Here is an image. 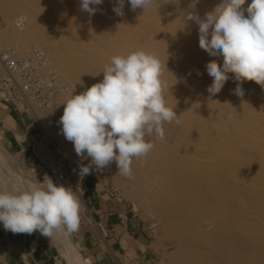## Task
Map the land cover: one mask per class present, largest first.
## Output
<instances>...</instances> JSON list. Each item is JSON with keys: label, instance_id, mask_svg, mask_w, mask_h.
Returning a JSON list of instances; mask_svg holds the SVG:
<instances>
[{"label": "bare ground", "instance_id": "6f19581e", "mask_svg": "<svg viewBox=\"0 0 264 264\" xmlns=\"http://www.w3.org/2000/svg\"><path fill=\"white\" fill-rule=\"evenodd\" d=\"M220 2L154 0L144 11H133L125 0L124 15L118 16L117 0H103L91 15L81 10L80 0H0L8 26L0 31V51L29 57L37 47L46 53L58 71L60 92L50 112H34L43 113V127L52 123L66 155L83 165L90 158L77 156L57 124L66 98L102 81L113 56L144 50L159 59L163 97L179 122L163 124L164 139L147 138L154 147L133 160L131 178L119 174L115 162L92 171L159 221L162 234L154 246L169 264H264V87L245 81L243 95H237L229 74L210 97L206 64H222V57L199 47L198 25L185 19L189 12L203 18ZM20 16L26 17L22 29L16 24ZM0 181L10 188L35 183L1 141ZM53 238L73 264H90L68 234L57 231Z\"/></svg>", "mask_w": 264, "mask_h": 264}, {"label": "clouds", "instance_id": "9594fccd", "mask_svg": "<svg viewBox=\"0 0 264 264\" xmlns=\"http://www.w3.org/2000/svg\"><path fill=\"white\" fill-rule=\"evenodd\" d=\"M153 2L128 0L133 11H144ZM102 3L80 0V7L91 15L97 10L94 6ZM124 3L117 0L113 8L118 16L124 15ZM185 19L198 25L199 47L211 57H222V64L215 59L206 64L212 78L207 88L210 97L223 89L229 74L237 83V95H243L245 81L264 87V0H221L203 18L189 12ZM25 20L18 17L17 27L22 29ZM102 73V81L66 98L59 120L61 131L78 157L90 158L88 165L79 168L81 178L112 162L119 174L131 178L133 160L154 147L147 138L155 134L164 139L163 124L179 122L178 116L166 106L161 64L153 54L138 50L113 56ZM45 178L46 183L43 180L11 191L0 190V223L6 231H39L51 239L57 231L67 235L78 230L79 197L71 187Z\"/></svg>", "mask_w": 264, "mask_h": 264}, {"label": "crops", "instance_id": "0c3cea01", "mask_svg": "<svg viewBox=\"0 0 264 264\" xmlns=\"http://www.w3.org/2000/svg\"><path fill=\"white\" fill-rule=\"evenodd\" d=\"M30 116L12 108L0 95V129L3 142L9 150L21 154L27 150L29 153L30 139L38 134ZM76 183L92 216L91 219L93 218L88 224L86 220H82L86 229H79L76 233L84 238L85 233H94L96 229L108 242L93 250L98 263L148 264L149 235L144 226L132 220L129 214L125 215L126 211L122 209L121 203L93 190L89 191V187H83L81 182ZM59 251L54 243L44 239L37 232L13 234L6 231L0 223V264H65L62 252Z\"/></svg>", "mask_w": 264, "mask_h": 264}, {"label": "built area", "instance_id": "2783aa9c", "mask_svg": "<svg viewBox=\"0 0 264 264\" xmlns=\"http://www.w3.org/2000/svg\"><path fill=\"white\" fill-rule=\"evenodd\" d=\"M13 53L8 49L0 51L1 97L12 108L27 115H33L35 109L50 112L49 108L60 92L56 84L58 71L49 66L46 53L37 47H33L29 57H18ZM55 138L56 135L33 136L29 158L37 164L45 182V176H48L57 185L71 187L77 194V183L68 170Z\"/></svg>", "mask_w": 264, "mask_h": 264}, {"label": "rangeland", "instance_id": "374dc122", "mask_svg": "<svg viewBox=\"0 0 264 264\" xmlns=\"http://www.w3.org/2000/svg\"><path fill=\"white\" fill-rule=\"evenodd\" d=\"M7 27H8L7 23L5 22L2 14L0 13V31L1 30L4 31L5 29H7ZM0 44L2 45L5 43L1 41ZM34 113L35 112H32L33 115L30 116V119L33 120L34 127H35V129L38 130L37 135L40 134V135H46L47 136V134H49V136H47V137L55 136L54 135L55 130L52 129V127H53L52 123H50L51 128L48 130L43 127L44 122H47L43 118V117H45L43 115V113L42 112H36L35 114ZM2 137H3V134H2V131L0 129V141H1V143L3 144L5 150L7 151V154H10L14 158L16 164L20 167L21 171L24 172L25 177L34 181L35 183H37L38 181L43 182V176L39 170V167L37 166V164H35L32 161L31 158H29L30 152L28 153L26 150V152L24 154H21V153H18L17 151L9 150L5 146ZM55 141H56V144H57L58 148L60 149V151L63 155V158L65 159V162L68 166L69 172L73 174L72 176H74V179L76 180V182H78V184L81 182L83 187H87V186L89 187V191L93 190L97 194L106 195V196L110 197L111 199L115 200L116 202L121 203L122 209L124 211H126L125 215L129 214V217H131L132 220H135V222H138V224L140 226H144L146 233L149 235V237H148V241H149L148 242V245H149L148 250H149V254H150V256H149L150 262H148V264H169L167 257H165L162 253H159V251L154 246L157 243L159 236L162 234V231H161L160 225H159L160 224L159 221L156 220V218H153V216H151L138 202L133 201V200L125 197L123 195L122 188L116 186L113 183H107L106 181H104L102 179V176L99 173L92 171L91 174L86 175L83 178H81L79 175V168L83 164L80 163L76 159L69 158L66 155L65 150L61 145V138L60 137L57 138V136H56ZM26 144H24V145H26ZM6 181L8 183H10L12 181L15 182V180H11V179L9 181L8 180H6ZM1 182L2 181H0V189L1 190H8V191L12 190L13 187L10 188V184L4 183V182L1 184ZM80 187H81V185H80ZM77 196L79 197L80 203H81V209H80V220H81V222H79L78 230L79 229L84 230V229H86V227H84V225L82 224V220L83 221L86 220L87 224H88V222H92L93 218L91 219L92 216L89 214L88 209L85 208L86 203H85V200L82 198V195H81L79 188H78ZM36 232L38 234H40L44 239L54 243L59 248V250L62 252L61 255L65 261V264H73V262L70 260L68 255H65V251L63 250L64 246L62 244L58 243V241L56 242L53 237L50 239V237L43 236L39 231H36ZM76 232L68 234L70 237L69 240L72 242L73 246L75 245V247L79 249V253H81V256L84 259H86L90 264H99L97 259H96L97 257L94 256L95 253L93 250L102 244L105 245V243H108V242L104 240L103 236H101V234L96 229H95L94 233H92L90 231V233H85V235H83L84 238L88 241H86L83 237L81 238V235L79 236V234ZM90 235H92V236H90ZM106 256L109 257V255L107 253H106ZM110 256L112 257V255H110ZM105 258L108 259L107 257H105ZM112 259H113V257H112Z\"/></svg>", "mask_w": 264, "mask_h": 264}]
</instances>
